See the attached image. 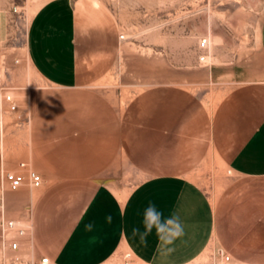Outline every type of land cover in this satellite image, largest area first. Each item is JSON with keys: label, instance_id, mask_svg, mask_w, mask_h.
<instances>
[{"label": "crops", "instance_id": "0c3cea01", "mask_svg": "<svg viewBox=\"0 0 264 264\" xmlns=\"http://www.w3.org/2000/svg\"><path fill=\"white\" fill-rule=\"evenodd\" d=\"M76 35L68 0L45 3L27 30L25 60L49 87L28 93L31 117L22 130L20 162L42 183L4 194L6 216L30 223L20 254L51 264H264V24L254 55L206 65L209 91L186 123L178 112L169 118L166 85L144 86L142 120L122 115L91 86L108 72V54L80 50ZM19 163L0 153V172L18 171ZM137 173L148 176L105 179ZM149 204L184 224L167 257L154 232L146 246L131 237Z\"/></svg>", "mask_w": 264, "mask_h": 264}, {"label": "rangeland", "instance_id": "374dc122", "mask_svg": "<svg viewBox=\"0 0 264 264\" xmlns=\"http://www.w3.org/2000/svg\"><path fill=\"white\" fill-rule=\"evenodd\" d=\"M50 1L0 0V153L14 166L25 161L22 156L27 153L22 130L28 131L31 117L28 93L49 87L34 77L25 60V47L32 17ZM68 1L75 14L80 50L91 51L93 56L96 49L108 54V72L91 86L103 89L117 109L119 104L122 115L132 113L137 121L142 120L144 86L166 85L169 118L178 112V122H188L198 100L202 108L209 91L206 65L217 57L238 60L254 55L264 24V0ZM202 38L208 40L205 50L199 48ZM202 55L204 61L199 60ZM7 96L16 110L10 109ZM180 97L183 111L175 106ZM172 119L175 125L176 118ZM137 129L143 136L142 124ZM169 129V134L175 132V126ZM189 132L185 127L184 133ZM152 162L151 169H157L159 159ZM136 164L141 169L145 166L138 159ZM139 173L105 179L125 177L136 182L148 176Z\"/></svg>", "mask_w": 264, "mask_h": 264}, {"label": "built area", "instance_id": "2783aa9c", "mask_svg": "<svg viewBox=\"0 0 264 264\" xmlns=\"http://www.w3.org/2000/svg\"><path fill=\"white\" fill-rule=\"evenodd\" d=\"M208 40L202 38L199 41V48L207 49ZM200 61L205 60V55L199 57ZM6 100L10 103V109L16 110V105L12 103L9 96ZM28 120H26L27 122ZM18 171L0 172V264H51L47 256L40 257L37 261H32L20 254V248L23 242L27 240L30 231L29 220L14 219L6 216L5 211V192H15L19 190L25 183H28L32 188H37L41 185L42 179L38 172L29 169L23 162L18 164ZM29 207L26 208L28 212ZM225 261L228 256L220 253ZM120 264H133L130 259L123 260Z\"/></svg>", "mask_w": 264, "mask_h": 264}, {"label": "clouds", "instance_id": "9594fccd", "mask_svg": "<svg viewBox=\"0 0 264 264\" xmlns=\"http://www.w3.org/2000/svg\"><path fill=\"white\" fill-rule=\"evenodd\" d=\"M107 219L111 221V217ZM91 227V225H86L88 229ZM153 232L158 240L157 252L162 257L171 255L175 251L171 245L185 234L184 224L179 215L164 217L163 213L158 211L153 204H149L143 213L142 228L133 227L131 237L146 246L147 239Z\"/></svg>", "mask_w": 264, "mask_h": 264}, {"label": "bare ground", "instance_id": "6f19581e", "mask_svg": "<svg viewBox=\"0 0 264 264\" xmlns=\"http://www.w3.org/2000/svg\"><path fill=\"white\" fill-rule=\"evenodd\" d=\"M206 58V57H205Z\"/></svg>", "mask_w": 264, "mask_h": 264}]
</instances>
